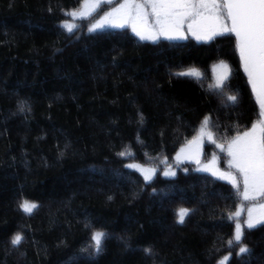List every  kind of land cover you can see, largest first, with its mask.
<instances>
[{"label":"trees","instance_id":"trees-1","mask_svg":"<svg viewBox=\"0 0 264 264\" xmlns=\"http://www.w3.org/2000/svg\"><path fill=\"white\" fill-rule=\"evenodd\" d=\"M81 5L0 0V264H264V223L242 231L250 254L238 255L232 186L190 166L148 182L126 167L172 166L205 120L215 140L205 160L252 126L258 107L234 37L69 34ZM219 62L230 72L217 88ZM24 201L37 208L24 212ZM95 232L106 235L99 254Z\"/></svg>","mask_w":264,"mask_h":264},{"label":"snow or ice","instance_id":"snow-or-ice-1","mask_svg":"<svg viewBox=\"0 0 264 264\" xmlns=\"http://www.w3.org/2000/svg\"><path fill=\"white\" fill-rule=\"evenodd\" d=\"M102 4L111 5L113 0H82V10L79 12L74 10L70 15L73 19L86 18ZM149 7L150 12L146 10ZM225 20L230 21V27L224 23ZM185 25L198 40L211 39L213 36L225 33L235 36L236 48L239 51L244 72L248 76V82L260 106V119L249 131L230 140L226 147L224 144H216V147L222 152H227L231 158L229 167L235 168L239 173L243 183L241 193L243 200L254 201L257 197H264V0H140V2L123 0L119 6L112 7L110 11L100 16L95 23L91 24L88 31L130 27L132 33L140 40L156 43L161 37L169 41L185 39L183 34ZM64 27L71 33L76 26L65 23ZM221 67L223 74L217 80L215 85L217 88L222 87L223 80L230 72L226 64H222ZM186 74L199 76V73L194 70ZM228 99L235 103L237 96L230 95ZM25 106V102H20L18 108L23 112ZM207 123L205 120L204 125L206 126ZM205 136L210 142L215 143L212 132L202 126L199 135L189 143V149H194L198 154L201 140ZM183 151L184 149H181V152ZM119 155L124 156L125 153L121 152ZM126 167L137 166L128 164ZM140 170L145 180H148L154 171ZM201 170L212 171L213 175L219 174L220 178H227L233 188L240 191V184L235 176L231 173H217L215 158ZM171 174L175 175V173ZM165 175L169 173L165 172ZM21 208L24 212L31 213L37 205L24 201ZM253 211L256 209L250 208L248 211L247 227L249 229L253 228L255 223H264V204L259 205V215L255 221ZM178 215V223L183 224L188 210L181 209ZM236 215H239V212ZM242 235L241 226L237 223L235 241L239 245L238 255L250 254L249 249L241 243ZM91 239L94 241L95 253L99 254L103 250L105 233L95 232ZM21 240L20 234L15 235L12 245H19ZM229 244L231 246L232 242L229 241ZM144 251L152 254L151 248H146ZM224 259L227 260L228 257Z\"/></svg>","mask_w":264,"mask_h":264},{"label":"rangeland","instance_id":"rangeland-1","mask_svg":"<svg viewBox=\"0 0 264 264\" xmlns=\"http://www.w3.org/2000/svg\"><path fill=\"white\" fill-rule=\"evenodd\" d=\"M138 2H140V0H138ZM120 3H123V0H113V4H111V5L102 4L100 6V8L96 9L95 11H93L91 13V15L87 16L86 18H77V19H73L72 18V20H70L69 24H73V25L76 26V27H74L73 32L78 27H82V29H84V32H86V33H94V32H89L88 31V28L91 26V24L95 23L100 18V16H102L105 12L110 11L112 7L119 6ZM81 10H82V5H81V8L79 9V11H81ZM146 10L149 11V12L151 11L150 7L146 8ZM224 23H226L229 26V23H228L227 20H225ZM124 29L128 30V32L133 37H135L139 41H142V40L139 39V37L135 36L132 33L130 27H127V28H124ZM104 30H121V29H118V28H105ZM104 30H99L98 29L95 32L104 31ZM68 33L70 34V32H68ZM78 33H80V31H78L77 34ZM183 34L186 37L185 39L169 41V40H166L163 37H161L158 41L184 42V41H187V40H193L196 43H206V42L210 41L211 39H213L214 37L225 36V35H228L229 33H225L223 35H216V36H213L211 39H199L198 40V39H196V37L191 32H189L187 30V25H185L184 30H183ZM142 42L152 43L151 41H148V40H145V41H142ZM238 56H239V62H240V66H241L242 72L244 73V75L246 76V78L248 80V76L244 72L243 64H242V62L240 60L239 53H238ZM222 64H224V63L219 62V63L214 64L211 67V75H212V79H213L214 85H216L217 80L223 74V69L221 67ZM228 76H229V73L227 75V78H228ZM226 79L223 80V83L225 82ZM256 105L258 107V115H257V118L255 119V121L253 122V124L257 123V121L260 119V115H259L260 106H259V104H257V101H256ZM203 127H206L204 125V123H203ZM251 127L249 129H247L246 131H249L251 129ZM200 129L197 131L195 136L189 142H187L185 145L181 146V148L177 151V153L173 157L172 166H167V167H165L163 169H156V168H153V167H145V166H141V165L132 163L133 165H136L137 167H134V168H129L128 167V168L133 170V171H135L136 173H138L145 182H148V181L152 180L156 176V174H160L163 177L170 178V177L174 176L171 173H175L178 170V168H180L182 166H190L192 169H194L198 173L209 175V176H211L212 178H214L216 180H219L221 182H224V183L229 184L230 186H232V184L229 182V180L227 178H220L219 174L213 175L212 171H202L201 170L206 165H208L213 160V158H215V170H217V173H225V174L231 173V175H233V176H235L237 178V180L239 181V184H240V191H238L236 188H234L235 191H236V194L239 197V207L237 208V212H239V215H236L237 212L235 213V218H237L238 220L235 221L234 230H233V241L236 242L235 241V233H236V225H237V223H239L240 226H241V232L243 230H245V229H249L247 227V221H248V218H249L248 217V211H249L250 208L256 209V211H253V219L255 221L256 218L259 215V211H258L259 205L260 204H264V197H257L256 200H254V201L253 200H249V201L243 200L242 194H241L242 193V189H243L242 179L239 177V173L236 171L235 168H230L229 167V161H230L231 158L227 155V152L226 151H224V152L218 151L216 153L212 152V156L209 157V159L205 160V157H204L205 154L203 155L204 144H205V142H210L206 136L201 140L198 154L195 152L194 149H189V143L195 137H197L199 135ZM206 130L210 131L207 128H206ZM246 131H244V132H246ZM243 133H241L239 135H242ZM181 149H184V151L181 152ZM178 156H179V159H177ZM140 169H143L145 171L146 170H154V171L150 175V178L148 180H145L144 174H143V172ZM165 172H168L169 175H165ZM241 218H242V220H241ZM260 224H262V223H255L254 227H256V226H258Z\"/></svg>","mask_w":264,"mask_h":264},{"label":"water","instance_id":"water-1","mask_svg":"<svg viewBox=\"0 0 264 264\" xmlns=\"http://www.w3.org/2000/svg\"><path fill=\"white\" fill-rule=\"evenodd\" d=\"M229 25H230V21H229ZM233 35V34H232ZM234 39H235V36L233 35ZM255 94V93H254ZM256 96V95H255Z\"/></svg>","mask_w":264,"mask_h":264}]
</instances>
